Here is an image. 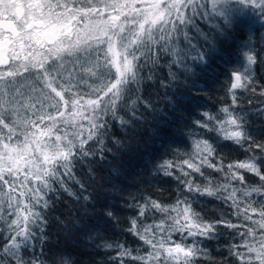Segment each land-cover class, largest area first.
Instances as JSON below:
<instances>
[{"label":"snow or ice","instance_id":"obj_1","mask_svg":"<svg viewBox=\"0 0 264 264\" xmlns=\"http://www.w3.org/2000/svg\"><path fill=\"white\" fill-rule=\"evenodd\" d=\"M256 32L264 43V0H0V264H72L64 255L53 259L45 246L47 213L61 193L98 206L92 193L84 195L94 169L86 168L85 181L77 166L112 152L106 140L113 122L135 130L144 113L155 117L141 93L157 68L167 67L168 83L160 84L168 88L181 76H197V68L215 73V60L235 65L225 69L230 103L204 111L194 122L201 138L193 136L187 152L168 149L154 169L176 182L175 202L124 201L133 213L126 231L146 250L104 239L118 219L115 205L104 203L100 215L86 209L72 227L90 241L99 238L92 246L110 250L108 264H207V242L225 235L221 229L230 238L221 264H264V144L251 142L250 113L237 98L238 90L259 97L256 112L264 115V77H256L264 55L252 43ZM237 34L238 59L231 61L219 44ZM198 84L191 87L201 91ZM208 134L247 158L225 165L203 138ZM152 135L164 147L174 133L162 120ZM246 174L259 184H248ZM200 198L219 202L227 215L205 219L193 207Z\"/></svg>","mask_w":264,"mask_h":264},{"label":"trees","instance_id":"obj_2","mask_svg":"<svg viewBox=\"0 0 264 264\" xmlns=\"http://www.w3.org/2000/svg\"><path fill=\"white\" fill-rule=\"evenodd\" d=\"M258 28V26H257ZM247 40V37L243 38ZM239 35H229L223 39L219 47L226 52V59L236 61V46L240 43ZM255 45V51L264 55V43L261 42V33L256 32L252 40ZM163 64V62H162ZM220 65L215 73L199 74L200 69H195L197 76H181L180 81L173 83L168 88L161 87L160 81L168 83V69L166 66L155 70L154 80H144L142 85V96L145 100L153 103L156 108L155 117L146 112L142 116L143 123L135 125V130L131 128H122L118 123L113 122L110 126V138L106 140L112 152L106 154L104 160L85 165L77 166V176L82 180L88 181L90 178L86 175V168L91 166L94 169L95 180L88 186V192L92 193V202L98 204L96 208L88 206L87 202H77L66 193H61L59 199L53 201V207L47 213L48 226L46 228L47 242L45 251H51L53 259H59L60 255L71 259L72 264H108L110 250L97 249L92 244L100 243L97 238L90 241L84 232L72 227V222L79 220L87 209L88 215H100L104 208V203L115 205L113 209L118 217L113 226L107 228L103 233L104 239L108 242L119 241L126 247L133 250H146L142 242L129 234L126 229L129 226L128 220L133 213L128 210L124 204L125 200H131L132 197H151L163 204H171L176 199V182L169 177H164L155 172V166L159 162L160 156H165L167 150H179L181 153L190 150L193 136L201 138L202 130L195 125L196 120L202 118V113L217 112L225 104L230 103L231 97L228 94L230 77L225 69L235 67L234 64L225 65L220 60H215L213 67ZM256 77H264V62L256 66ZM193 80H198V88H192ZM264 83V79L261 80ZM259 90V89H258ZM183 94V100L178 97ZM237 98L240 107L246 109L250 114L246 124L249 135L252 137V143L264 144V115L256 112V100L259 97H253L249 93L241 90L237 91ZM169 99L174 103L170 104ZM249 99L253 100L249 104ZM143 111V110H141ZM162 120L168 122L170 130L174 135L167 138L164 147H160L154 142L152 133L157 131ZM213 134L203 136L212 142L217 151L218 157L225 165L245 160L248 153L240 147L229 141L212 139ZM111 137L123 142L125 148L117 150L113 146ZM167 158H171L170 155ZM215 162V161H214ZM111 170V171H110ZM122 171L123 175L118 178L113 172ZM211 172V170H208ZM207 174V173H206ZM246 181L250 185H258L259 179L253 174H246ZM113 181H116L113 186ZM121 189H123L121 191ZM73 190L79 193V189L73 186ZM196 211L200 212L205 219H216L223 212L227 215L228 209L215 200L209 198H200L193 203ZM255 218V217H254ZM86 221H81L84 225ZM95 223V221H92ZM225 233L218 241L207 242L210 252L207 264H221L225 253L223 248L229 242L226 229H221ZM2 255V253H0ZM49 264L52 261L49 260ZM129 264V262H126Z\"/></svg>","mask_w":264,"mask_h":264}]
</instances>
